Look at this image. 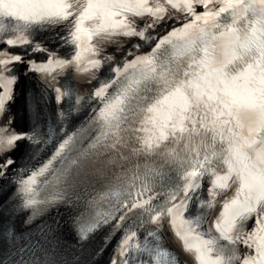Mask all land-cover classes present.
<instances>
[{
	"label": "snow or ice",
	"instance_id": "obj_1",
	"mask_svg": "<svg viewBox=\"0 0 264 264\" xmlns=\"http://www.w3.org/2000/svg\"><path fill=\"white\" fill-rule=\"evenodd\" d=\"M22 65L48 88L57 69L97 84L55 86L67 109L54 122L33 106L17 131ZM25 142L31 168L12 155ZM3 181L15 191L0 199V264H56L36 221L62 205L81 249L99 237L91 264L109 247L107 264H264V0H0Z\"/></svg>",
	"mask_w": 264,
	"mask_h": 264
},
{
	"label": "bare ground",
	"instance_id": "obj_2",
	"mask_svg": "<svg viewBox=\"0 0 264 264\" xmlns=\"http://www.w3.org/2000/svg\"><path fill=\"white\" fill-rule=\"evenodd\" d=\"M26 65H22V66H20V69H19V73H23L25 70H26ZM14 88V93H16V92H20V83H18L15 87H13Z\"/></svg>",
	"mask_w": 264,
	"mask_h": 264
}]
</instances>
